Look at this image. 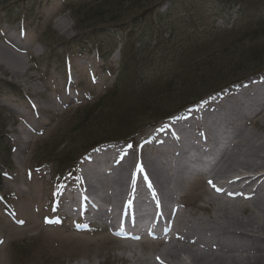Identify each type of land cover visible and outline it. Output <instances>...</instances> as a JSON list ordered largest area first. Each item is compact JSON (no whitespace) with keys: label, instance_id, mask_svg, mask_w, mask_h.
I'll use <instances>...</instances> for the list:
<instances>
[{"label":"rangeland","instance_id":"374dc122","mask_svg":"<svg viewBox=\"0 0 264 264\" xmlns=\"http://www.w3.org/2000/svg\"><path fill=\"white\" fill-rule=\"evenodd\" d=\"M3 1L4 3L1 4L2 0H0V49H7L4 52L9 57H13L12 59L20 56L19 61L23 63L24 74L20 77L15 75L0 61V126L3 127L0 131L6 135L7 140L11 141L12 150L14 149L10 161L14 172L0 183L1 196L9 198L10 206H12V210L9 211L10 214L12 212L11 216H6L7 211L2 214L0 209V241H2L0 264H37L36 256L41 258L43 264H116L121 255L131 257L132 254L122 252L117 248L116 241L107 234L100 233V230L97 233L93 230L84 232L85 229L82 226L85 221L76 223L78 225L71 223L67 225L69 220L67 222L61 220L60 214L50 208L49 203L57 196L61 198L62 193L59 191L65 188L64 184H59L57 188L52 183V174L56 175L58 170L56 161L66 156L68 152L71 153L68 157L74 160L83 154L84 148L103 138L110 141L118 140V145H130L133 149L137 148V141L151 132L150 124L160 119L156 118L158 114L155 113L152 117L149 115L140 123L129 127V124L125 122L135 112L133 103L147 100L145 107L153 106L161 111L165 109L161 114L169 117L171 113H176L199 99H202L200 103H205L241 87L248 81L261 78L264 75V39L253 40L252 37H243V34L248 36L245 31L244 33L236 31L238 36H242V41L231 47L224 55H217L219 56L217 57L213 52L222 51L221 47L226 48L233 40L237 41L238 37L236 35L219 37L217 38L219 42L202 37V41H209L210 46L206 45L207 42L202 45L203 42L199 41L201 26L208 28L209 25H213V28L223 30L221 29L223 26L228 27L236 21L239 17L237 6H235L236 10L230 11L233 17L226 24L227 26L220 22L223 20L219 19L218 15L227 17L229 15L227 12L235 5V0H171L173 6L167 8L168 4L165 1L159 9L155 10H152L154 5L151 6V4L159 0H123V7L127 9V12L120 16L130 19L134 15L142 14L143 18L135 20L134 27L133 24H125L122 29L117 30V32L122 30L124 34L122 32L121 36L115 35L113 41L99 37L98 41L101 43L112 46L122 45V48L127 51L125 53L130 56L131 52L138 47L137 44L145 42L144 47L141 45L140 52L147 45H150L148 47L150 49L144 50L141 54L139 52V58H143L144 62L145 60L151 62L160 56V53L154 52L157 50L156 42H160V39L155 33L154 35L150 33V30L159 26V28L163 27L160 31H166L171 27L173 30V32L170 31L171 34L178 36L172 39L168 34L167 36L162 34L164 39L170 37V41L174 43L181 42L182 47H186L184 48L186 54L195 57L208 54L207 58L197 60L198 62L201 60L199 71L190 69L187 63L184 65L185 62L184 68L179 66L178 71L182 72L184 77L173 82L169 94L161 98L146 97L144 94L152 82L165 81L164 77L154 78L158 74L161 76L164 72L163 68L157 69L155 64L148 63L143 69L144 73L140 72L135 84L131 83L125 87L120 84L117 88H111L119 77V70L116 69L119 67L118 55L114 53L111 56L106 53L95 55L92 44L94 38L87 45L86 43L79 45L80 37L76 36L82 34L75 30L74 18L70 11L64 9L61 0H38L37 6L32 14L27 16L24 25L19 22L21 10L18 8L25 0ZM239 2H245V5L241 6L251 9L248 15L254 17L264 15V0H239ZM138 3L141 4L139 9ZM103 9L104 6L101 4L90 12L89 10L81 12L80 16L91 17L93 12L97 11L100 14ZM191 15L196 16V20L201 18L202 21H195L191 27L188 26L174 33V29L183 24L182 21L176 22L180 18H190ZM194 26L196 28L190 29ZM145 28L148 32L139 40V33ZM147 36L151 39L149 40ZM14 46H20L22 49H15ZM8 51H12L15 55ZM148 70L159 71L145 74ZM141 76L143 79H140ZM171 83L168 81L169 85ZM231 84L234 85L221 92L217 91ZM110 89L114 91L108 92ZM105 94L107 98L102 99ZM55 101L59 103L53 105ZM48 102L53 106L45 105ZM98 102L100 103L98 108L91 111V107ZM180 115L181 112L176 117ZM82 116L90 121L78 120ZM81 125H83L82 128ZM99 127L102 129L100 130ZM249 129L253 134L252 140L256 144L264 142L261 130H258L255 125H251ZM137 131L141 135H135ZM89 135L92 137L88 138ZM19 138L25 139L26 143L21 145ZM126 138L130 141L135 139L134 142L128 143L125 141ZM123 139L126 143L120 144L119 141ZM60 142L65 145L59 149ZM118 145L116 143L114 146L118 147ZM10 148L9 144V150ZM20 149L22 150L19 151ZM0 162L5 163V156L0 155ZM42 162H48L49 166L42 171L36 170L34 168L36 163ZM80 167L81 162L78 163L77 170ZM261 169H264V166ZM77 170L73 178L65 181L67 185H74L73 180L77 178L75 176L78 174ZM205 192V187L201 183L198 191H192L189 196H186L187 204L192 206L196 202V196H203ZM0 206L4 208L3 204ZM177 209L181 210L179 207ZM191 209V207L186 209L189 216L192 214ZM245 209L251 208L249 205L241 206L242 217H247L248 212ZM199 216L201 217L198 214L189 218L195 222ZM47 218L57 221L51 222L53 226H50L46 224ZM31 247L33 249L27 253ZM158 250L160 247L157 246L136 248L135 259L147 258L148 262L154 263L153 257L158 255Z\"/></svg>","mask_w":264,"mask_h":264},{"label":"bare ground","instance_id":"6f19581e","mask_svg":"<svg viewBox=\"0 0 264 264\" xmlns=\"http://www.w3.org/2000/svg\"><path fill=\"white\" fill-rule=\"evenodd\" d=\"M6 50L0 49L1 63L22 76L20 56L12 59ZM169 124L171 128L162 125L138 140L137 148L123 144L104 148L101 151L115 150L114 157L88 159L79 170L82 199L95 196L99 203L94 219L112 232L114 237L107 235L118 249L132 254L121 255L116 264H264V142L256 144L249 131L255 125L264 138V75ZM190 151L194 153L188 159ZM201 154L209 155L203 160ZM201 183L205 195L188 205L186 196L198 191ZM141 200L149 204L144 210L155 218L148 230L156 239L154 244L127 237L121 230V222L133 219L126 213L142 210L143 206H136ZM243 205L251 208L245 209L247 217L241 216ZM190 207V216L201 215L195 222L186 212ZM149 246L160 247L154 263L135 259L136 248Z\"/></svg>","mask_w":264,"mask_h":264},{"label":"trees","instance_id":"16d2710c","mask_svg":"<svg viewBox=\"0 0 264 264\" xmlns=\"http://www.w3.org/2000/svg\"><path fill=\"white\" fill-rule=\"evenodd\" d=\"M165 1H167V0H159L158 2L151 4V6L154 5L152 10L159 9L160 5L163 4ZM3 3H4V1L2 0L1 4H3ZM175 3H178V2H175ZM101 4H102V6H104V9L100 12V14H98V12L95 11V12H93L94 14H92L91 17L85 15V16H83L84 18H82V16H80L81 12L88 11V10L90 12V11L100 7ZM123 4H124L123 0H121V1L119 0L117 2L112 1V0H110V1L109 0H88V2H82L81 4L71 5L70 7H68V11L71 12L70 14H72V16L74 18V22H75L74 24H75V28H76L75 30L78 31V33L80 32L79 34H82V35H79L80 39H78L79 40L78 42L84 43L87 41H91V39H92L91 36L93 34H94V36H96L97 34H99L98 32H100V36H102L101 34H105V36L109 37V31L110 30H119L125 24L126 25L127 24H133V27H134L135 20L143 18L144 15H142V14L134 15L133 14L134 16H132V18L124 19L122 16H120V15H123V13L125 14L127 12L126 11L127 9H124ZM234 4H236V5L238 4V6L239 5L241 6V5H245V2L240 3L239 0H235ZM170 6H173V4L171 3ZM84 7H86V8H84ZM137 7H138V9L141 8V4L138 3ZM82 8H84V9H82ZM240 8H241V15L240 16L242 18V21L238 26H235L237 28H235L233 31H228L229 32L228 34L225 32H222V34H219V32L215 31L214 28H208L206 30L204 29L205 31L203 30V38H206V39L208 38L207 40H210V41H213L214 39L216 41H218L219 37L220 38L231 37L232 35H236L239 38V39L238 38L236 39L237 41L233 40V42L229 46H227L226 48L221 47L222 51L219 50V52H213V54L215 56L224 55L229 49H231V47L235 46L236 44H239V42L242 41L241 40L242 36L241 37L238 36L236 34V31H240L241 33H244V31H245V33H247L248 36L243 34V37H252L253 40H260L261 38L264 39V15L261 14V16H258V17L249 16L247 13L248 12L247 8H245L243 6H241ZM135 9H137V8H135ZM149 9H151V8H149ZM149 9H147V10H149ZM88 14H90V13H88ZM246 15H248V16H246ZM198 20L202 21L201 18ZM198 20H196V21H198ZM169 21H170V23L172 22L171 20H169ZM244 23H245V26H243ZM169 25H168V27H169ZM188 26L191 27L192 24L186 25L183 23L181 26L176 27L174 29V33H176L177 30L180 31L183 28H186ZM160 28L163 29V27H160ZM160 28H159V26H158V28L156 26V28H153L152 30H150L151 33H155L156 37L158 39H160V42L156 40L157 42H156V46H155V49H157L156 51L158 53H160V56L158 58H155V60H153L151 62H150V60H145V62H144L143 58H139V55H138L139 49L138 48H135L131 52L130 56L126 55V53H125V55H123L121 62L119 63L120 64L119 77L117 78V82H116L114 87H117L120 84H121V86L124 85V87L128 86V84L130 85L131 83L135 84L136 79L140 75V72L144 73L143 69H145L146 65L148 63H152V64L156 65L157 69H158V67H161L164 69V72L161 74V76H159L160 74H158V76L154 77V78H157V79L161 78V77H166V78H165V81H163V83H161L162 81H160V80L154 81L153 84L148 87V90L144 95L146 97H150V96L153 97L154 96L155 98H161L162 96L169 94L168 92H170V89L173 86L174 81L184 77V75H182V72L178 71L179 66H181V68H182L184 62H185L184 65H186V63H187V65H189L190 69L192 68L195 71H199L198 68L201 66L199 64V62L201 60L199 62L197 60L200 58H207L208 54H206L204 56L196 55V57H195L194 55L184 53L185 52L184 48H186V47L185 46L182 47L181 42H180L181 47H179V45H180L179 43H174L172 40H171V43H173V44L172 45L169 44L170 43V37H172V39H173V38L178 36V35H174L173 33L171 34L170 31L173 32V30H171L172 28L169 27L166 29V31L163 30L164 32L160 31ZM194 28H196V26H194L190 29H194ZM145 29H142V31L139 33V36H138L139 40L144 38L145 32H146ZM167 30H169V31L167 32ZM158 34H159V37H158ZM162 34H164V35L168 34V36H170V37L169 38L166 37L164 39V37H162ZM199 41H202V40H199ZM204 43H206V45L210 46L209 41L203 42L202 45H205ZM95 44H97V47L100 50V53H102L106 49H109L112 47V46H109L108 44L104 45L101 42L95 43ZM139 45L141 46L142 44L140 43ZM146 51H148V50H146ZM143 52H144V50L142 52H140V54ZM219 56H217V57H219ZM179 58L180 59L182 58V59L177 60ZM128 63H132V64H128ZM169 66H171V68H168ZM170 70H172V71H170ZM156 71H159V70H148V72L147 73L145 72V74L156 73ZM168 71H170V72H168ZM140 79H143V76H141ZM168 81L172 82V83L169 85ZM112 91H114V90H112ZM106 95L107 94H105V96H103L102 99L105 97L107 98ZM147 103H148L147 100H143L142 102H137V104L133 103V107H134L133 110L135 112L129 118V120L128 121L126 120V122H125V123L129 124L128 125L129 127L140 123L141 120L148 118L149 115H150V117H152V115L155 113L158 114L156 116V118L158 120L164 119L167 117V115L161 114L162 112L165 111V109L163 111H161V109H159V108L156 109V107H153V106L152 107L150 106L149 108L145 107L146 106L145 104H147ZM99 105H100L99 102L96 103L94 106L91 107L90 110L94 111V109L95 108L97 109ZM140 109H142V110H140ZM85 115H87V113ZM80 119H81V121L89 120L87 118H84L83 116L81 118H79L78 120H80ZM82 127H83V125H81V128ZM2 128L3 127H1L0 129H2ZM99 128H100V130L102 129L101 127H99ZM86 130L90 131V129H86ZM86 135H88V134H86ZM87 137L90 138V137H92V135H89ZM115 140H117V139H115ZM106 141H108V140H105L104 138L102 140H99V141L96 140L89 147L84 148L85 149L84 151H86V149H88L92 146H95V145L97 146L98 144L104 143ZM5 142H6V140H4V136L1 133L0 134V155L2 157L5 156L4 168L6 166H7L6 168H8L9 167L8 157L10 156V150H8V146ZM64 145L65 144L63 142H60L58 144V146H59L58 148L60 149ZM44 152L47 153V151H44ZM68 155H71V153L68 152L66 154V156L64 155L61 158H59L58 162L60 164V171H63L64 169H67V171H68L73 167L75 161H73L72 158L68 157Z\"/></svg>","mask_w":264,"mask_h":264},{"label":"snow or ice","instance_id":"6c2138e0","mask_svg":"<svg viewBox=\"0 0 264 264\" xmlns=\"http://www.w3.org/2000/svg\"><path fill=\"white\" fill-rule=\"evenodd\" d=\"M0 243H2V241H0Z\"/></svg>","mask_w":264,"mask_h":264}]
</instances>
